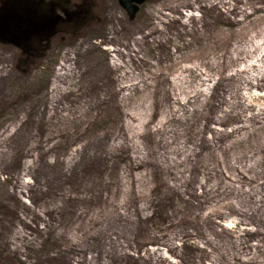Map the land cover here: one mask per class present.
<instances>
[{
	"label": "rangeland",
	"instance_id": "obj_1",
	"mask_svg": "<svg viewBox=\"0 0 264 264\" xmlns=\"http://www.w3.org/2000/svg\"><path fill=\"white\" fill-rule=\"evenodd\" d=\"M26 15L57 20L40 60L13 43ZM254 63L259 78L264 0H148L134 17L119 0H0V264H264V224L207 171L246 149L240 116L170 161ZM239 93L264 110V81ZM171 110L194 112L166 131Z\"/></svg>",
	"mask_w": 264,
	"mask_h": 264
},
{
	"label": "bare ground",
	"instance_id": "obj_2",
	"mask_svg": "<svg viewBox=\"0 0 264 264\" xmlns=\"http://www.w3.org/2000/svg\"><path fill=\"white\" fill-rule=\"evenodd\" d=\"M207 1L210 2L211 6H217L219 2H222V0ZM248 52L249 51L244 48V46L238 45L233 48V53L235 55L230 57L239 59L242 55H248ZM226 55L221 54L218 57L215 56L213 62L219 64L217 59L222 57V62L225 65L229 60V56ZM233 76L236 78L238 85L234 91H232L231 103L227 104L230 109L222 110V115L215 114L211 110H208L206 113L203 112L204 122H202L201 127H197L199 138L195 143V148L188 150L185 142H178L174 151H172L175 154V158L170 161L172 165H184L189 157L196 154L197 146L205 142L204 133L209 130L211 131L214 128L213 125L223 127L227 121L225 119L226 116L229 117L233 114L240 116V123H237L240 124V126L233 127L232 132L239 129L244 130L243 136L239 139L247 143L246 149L234 153L232 157L230 156L227 164L224 161H220L216 168L209 166L207 171L208 173L219 175V180L217 182L219 184H226L230 191L238 196V205L235 207L238 208L239 211L244 215L256 217L258 221L264 224V110H245V108H254L256 98L247 99L246 101L245 96L239 93L242 88H257V85H260V81H264V74L257 78V63H254L251 67H248V70L244 69L237 71ZM195 94H200V92L196 90ZM210 104L211 98H205L203 105L208 106ZM236 108L240 110H235ZM245 111H249L250 115L243 117L242 114L245 113ZM188 112V110H185V113L188 114ZM185 113L179 115L178 111L171 110L166 120L163 121L161 128L167 131L166 124H171L173 121L185 120ZM219 130L220 132L225 131V129L222 128ZM172 131L178 132V130L174 129H172ZM206 142L215 145L214 136L213 138L207 139ZM224 150V152L227 153L225 148ZM180 156H183V158L179 160ZM179 171L182 172V169ZM243 181L249 182L250 188L248 190L243 188ZM210 190L216 191L219 190V187L210 188ZM228 204L233 206L231 202ZM226 206L227 205L224 203L221 208ZM226 226L229 227V225ZM257 232L262 236L264 235V230L262 229H257Z\"/></svg>",
	"mask_w": 264,
	"mask_h": 264
},
{
	"label": "trees",
	"instance_id": "obj_3",
	"mask_svg": "<svg viewBox=\"0 0 264 264\" xmlns=\"http://www.w3.org/2000/svg\"><path fill=\"white\" fill-rule=\"evenodd\" d=\"M18 14H15L12 9L6 10L3 17H10L14 19ZM19 16V15H18ZM19 25L22 23H29L30 26L26 29H22L19 37L14 40V45L20 51L21 57L23 59H33L40 60L43 58L42 40L44 36L51 35L50 31L53 29L56 23V17L48 18H35L32 16L26 15L23 19H20ZM61 22V21H58Z\"/></svg>",
	"mask_w": 264,
	"mask_h": 264
},
{
	"label": "water",
	"instance_id": "obj_4",
	"mask_svg": "<svg viewBox=\"0 0 264 264\" xmlns=\"http://www.w3.org/2000/svg\"><path fill=\"white\" fill-rule=\"evenodd\" d=\"M148 0H119L120 4L125 8V10L128 12L130 17H134L136 13L139 11L140 6L145 3ZM15 21H19V16L17 15L15 18ZM11 20V18H10ZM18 24V23H17ZM30 26L29 23H22L18 26L16 39L19 37L20 33L22 32V29H26ZM15 39V40H16ZM14 43V42H13Z\"/></svg>",
	"mask_w": 264,
	"mask_h": 264
}]
</instances>
